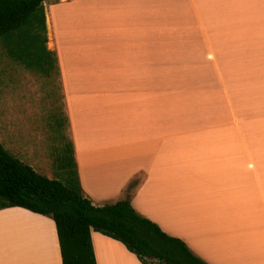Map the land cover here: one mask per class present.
<instances>
[{
  "label": "crops",
  "instance_id": "0c3cea01",
  "mask_svg": "<svg viewBox=\"0 0 264 264\" xmlns=\"http://www.w3.org/2000/svg\"><path fill=\"white\" fill-rule=\"evenodd\" d=\"M57 3L47 47L84 195L129 197L207 264H264V0ZM92 240L97 264H142ZM0 245V264H63L55 222L22 208L0 210Z\"/></svg>",
  "mask_w": 264,
  "mask_h": 264
},
{
  "label": "trees",
  "instance_id": "16d2710c",
  "mask_svg": "<svg viewBox=\"0 0 264 264\" xmlns=\"http://www.w3.org/2000/svg\"><path fill=\"white\" fill-rule=\"evenodd\" d=\"M46 1L0 0V41L11 58L49 74L57 69V57L47 47ZM67 147L57 159L63 180H55L39 174L0 142V210L22 208L51 218L63 264H97L93 232L120 242L142 264H207L183 240L140 215L129 197L94 206L84 195L73 143Z\"/></svg>",
  "mask_w": 264,
  "mask_h": 264
},
{
  "label": "rangeland",
  "instance_id": "374dc122",
  "mask_svg": "<svg viewBox=\"0 0 264 264\" xmlns=\"http://www.w3.org/2000/svg\"><path fill=\"white\" fill-rule=\"evenodd\" d=\"M57 1L46 2L58 7ZM56 23L60 32L58 18ZM226 55L234 60L236 54ZM60 122L62 125L57 126ZM72 141L58 68L49 74L31 69L11 58L0 41L1 144L39 174L63 180L57 159ZM2 249L0 245V261L5 263L11 254ZM8 251L11 253L10 245ZM116 257L121 263L133 264L118 253Z\"/></svg>",
  "mask_w": 264,
  "mask_h": 264
},
{
  "label": "bare ground",
  "instance_id": "6f19581e",
  "mask_svg": "<svg viewBox=\"0 0 264 264\" xmlns=\"http://www.w3.org/2000/svg\"><path fill=\"white\" fill-rule=\"evenodd\" d=\"M26 222H27V221H26ZM31 223H32V222H31ZM28 224H29V223H28ZM33 224H34V223H33ZM35 225H36V224H35ZM35 227H36V226H35ZM35 227H34V228H35ZM33 230H34V229H33ZM33 232H34V231H33ZM33 235H34V234H33Z\"/></svg>",
  "mask_w": 264,
  "mask_h": 264
}]
</instances>
